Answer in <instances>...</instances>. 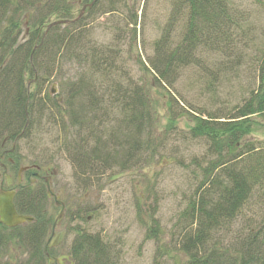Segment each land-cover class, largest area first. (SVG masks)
<instances>
[{"label":"trees","instance_id":"trees-1","mask_svg":"<svg viewBox=\"0 0 264 264\" xmlns=\"http://www.w3.org/2000/svg\"><path fill=\"white\" fill-rule=\"evenodd\" d=\"M100 1L96 0L86 14ZM169 1L172 24L164 28L153 46V59L148 61L153 82L136 84L124 74L116 76L115 60L106 46L92 47L85 42L83 17L47 29L45 23L52 14L58 15L56 20L73 19L68 16L70 5L66 0H0V155L4 158L0 162L7 164L14 179L22 166L36 164L23 165L17 145L10 149L18 136H29L32 120L28 114L35 105H41L42 97V112L57 108L55 100L43 94V85L64 63L75 60L83 67L77 81L64 86L70 127L86 136L64 142L63 151L70 156L75 175L87 180L113 167H133L130 163L142 149L154 144L156 118L150 87L170 84L183 67L196 64L199 54L211 52L225 67L241 54L237 45L244 41L246 18L229 6V0ZM23 13H30L31 21L22 38L19 18ZM177 21L184 22V31L172 45L171 30ZM261 34L264 37V27ZM259 61L258 87L235 114L223 121H216L222 117L212 115L192 117V135L209 140L210 151L217 158L202 170L203 179L196 191L203 192L188 205L190 221L179 241L182 258L173 264H264V219L255 226H235L251 188L260 179L257 169L264 167V151L253 154L250 147L239 151L242 138L255 128L261 127L264 134V123L251 119L257 115L264 122V49ZM35 73L38 87L32 90L25 77H34ZM48 118L53 122L56 117L49 114ZM8 143L11 146L5 149ZM243 156H247L248 162L243 163L247 166L239 164ZM28 169L14 205L19 214L33 219L13 228L0 224V264H46V255H54V249L47 247L53 218L46 211V187L41 180L30 184L32 168ZM74 231L68 251L72 264H119L120 252L115 245L100 235ZM149 233L146 235L150 237ZM12 250L24 257L18 260Z\"/></svg>","mask_w":264,"mask_h":264},{"label":"rangeland","instance_id":"rangeland-1","mask_svg":"<svg viewBox=\"0 0 264 264\" xmlns=\"http://www.w3.org/2000/svg\"><path fill=\"white\" fill-rule=\"evenodd\" d=\"M66 1L70 5L68 16L72 18H77L83 4L91 2ZM113 6L115 9L110 11ZM229 6L246 18L244 41L237 45L241 54L226 67L211 52L199 54L196 64L183 67L170 84L150 87L156 118V127L152 129L154 144L144 147L142 154L130 163L133 167L126 170L113 167L87 180L75 175L70 156L63 151L64 142L86 134H77L70 127L64 85L76 82L83 67L75 60L68 65L64 63L44 83L43 94L48 93V99L55 100L58 106L42 112L45 101L42 97L41 105H35L28 114L32 120L29 136L25 139L18 136L15 145L23 165H39L42 175L51 176V190L60 196L67 209L56 225V234L62 230L65 234L60 247L54 250L55 255L68 254L76 229L100 235L115 245L120 252L119 264H173L178 257L182 258L179 241L183 227L190 221L188 205L203 192L196 191L203 179L202 170L217 158L210 151L209 140L192 135V117L202 114L204 118L212 115L222 117L216 121L226 120L240 109L259 84V58L264 49L261 34L264 0H229ZM86 12L76 19L83 17L85 42L92 47L106 46L111 51L118 71L116 76L124 74L125 79L136 84L153 82V72L147 70L148 61L153 59V46L164 28L172 24L170 1L101 0L90 14ZM57 17V14L50 15L45 24ZM19 19L23 38L31 21L30 13H23ZM183 31L184 22H175L171 30L172 45ZM25 81L32 90L38 87L34 77L26 75ZM49 114L55 115L53 122ZM251 119L264 123L257 115ZM10 146L11 143L6 144L5 149ZM239 146V151L254 148L253 154L264 151L262 128L257 127L244 136ZM246 157L243 156L240 165H248L243 164L248 162ZM257 174L260 179L251 188L235 226L245 223L255 226L264 219V167H259ZM46 211L52 218L57 214L58 208L52 199H48ZM73 213L80 216L71 219ZM12 254L18 260L24 257L17 251L12 250Z\"/></svg>","mask_w":264,"mask_h":264},{"label":"water","instance_id":"water-1","mask_svg":"<svg viewBox=\"0 0 264 264\" xmlns=\"http://www.w3.org/2000/svg\"><path fill=\"white\" fill-rule=\"evenodd\" d=\"M95 1L96 0H92L91 3L87 4V8H91ZM84 9H85V6L81 9V12L77 16V18H79L82 15ZM77 18L71 21H67V20L54 21L48 25L47 29L56 24H66L69 22H74L76 21ZM51 92L53 93V91ZM3 176L6 180V186H10L12 184L11 177L5 171L3 173ZM19 179L20 177H18V181ZM45 185L47 187V197L53 198V193L50 189V181L48 179L45 180ZM14 195H15L14 191H8L6 189L0 188V224L8 228H12V227L24 224L26 222L32 221L31 216L22 215V214L17 213L15 206H14V202H13ZM54 202H55V206L58 207V212L53 219L52 227H55V225L60 222V220L63 217L64 209H65L64 204L62 203V201L59 200V196H54ZM63 237H64V231H61L59 234L55 235L54 238L48 239L47 241L48 248L59 246L63 240ZM62 258H68V256H60L58 259H55L51 257L50 255H47L46 263L52 264L54 263L55 260L56 261L58 260V262H61Z\"/></svg>","mask_w":264,"mask_h":264},{"label":"flooded vegetation","instance_id":"flooded-vegetation-1","mask_svg":"<svg viewBox=\"0 0 264 264\" xmlns=\"http://www.w3.org/2000/svg\"><path fill=\"white\" fill-rule=\"evenodd\" d=\"M86 4L83 5V7L85 6ZM86 7V6H85ZM86 10V8H85ZM11 150V149H10ZM0 160L3 161L4 158L3 156L0 157ZM6 161H9L11 162V160L9 158L6 159ZM0 168L1 169H5L6 171H8V166L7 164L5 163H1L0 162ZM21 170V171H20ZM29 169L27 168H24V167H21L18 171H17V174H16V178L14 179L12 176V184L10 186H6V183H5V180L4 179H1L0 180V188H4V189H7L9 191L11 190H18V187L19 186H23L24 185V182H25V178H24V172L27 171ZM31 171V180H30V184H35L38 180H43L45 181L47 178H50L49 176H45V175H42L41 174V169L39 167H33L32 169H30ZM18 177H20L19 181H18ZM56 234V226L54 227V229H52V235ZM60 247V246H59ZM58 248V246L56 247ZM62 255H66V254H60L59 255H53L55 259H58L60 256ZM66 260H67V264H71V261L69 259H64V260H61V262H58V260L54 261L53 264H66ZM70 261V262H69Z\"/></svg>","mask_w":264,"mask_h":264},{"label":"bare ground","instance_id":"bare-ground-1","mask_svg":"<svg viewBox=\"0 0 264 264\" xmlns=\"http://www.w3.org/2000/svg\"><path fill=\"white\" fill-rule=\"evenodd\" d=\"M54 196H59V195H56V194L53 193V199H54ZM59 200L61 201L60 196H59Z\"/></svg>","mask_w":264,"mask_h":264}]
</instances>
